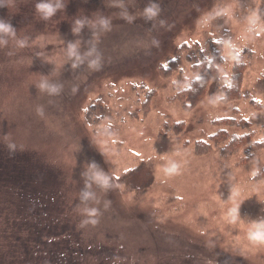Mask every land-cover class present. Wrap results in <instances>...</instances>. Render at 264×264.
Instances as JSON below:
<instances>
[{"label": "rangeland", "instance_id": "374dc122", "mask_svg": "<svg viewBox=\"0 0 264 264\" xmlns=\"http://www.w3.org/2000/svg\"><path fill=\"white\" fill-rule=\"evenodd\" d=\"M38 2L0 0V264H264L247 239L264 221V0H62L47 20Z\"/></svg>", "mask_w": 264, "mask_h": 264}, {"label": "clouds", "instance_id": "9594fccd", "mask_svg": "<svg viewBox=\"0 0 264 264\" xmlns=\"http://www.w3.org/2000/svg\"><path fill=\"white\" fill-rule=\"evenodd\" d=\"M64 6L65 5L62 2V0H40V2H38L35 7H36V12L40 14L45 20H47L52 16H54L58 10L63 9ZM159 12H160V8L158 4L151 2L143 9V16L147 20H152L159 15ZM75 23H76V28H74L73 31L79 32L84 25V21L78 19L76 20ZM99 24L106 30L109 27V20L101 19L99 20ZM93 27H95V24H93ZM0 34L13 36L15 35V29L10 23L5 22L3 19H0ZM4 43H6V41L0 39V44H4ZM69 55L76 56L77 60L80 59L79 55L77 54L75 45L69 46ZM89 55H92V53L90 52ZM97 64H98V58L96 60L91 61V66H96ZM39 87L41 90L47 88L49 94H58L60 91V88L58 86H52L48 88V86L45 83H41ZM37 113L39 115H42L43 110L38 108ZM8 147L14 148L15 145L9 144ZM178 167L179 166L177 164L173 163L169 165L167 168H165L164 172L165 174H172L178 170ZM95 169H96L95 164L90 165V171H92V179L100 187L102 188L107 187L108 177H106L102 172L94 171ZM91 197H92V193L88 191L83 192L82 203L86 202ZM84 213L86 216H95L97 214V209L92 207H85ZM83 223H87V221H84ZM91 223L95 224L97 223V221L93 219ZM253 225H254L253 229L247 233V239L254 244L264 245V221L255 222L253 223Z\"/></svg>", "mask_w": 264, "mask_h": 264}, {"label": "trees", "instance_id": "16d2710c", "mask_svg": "<svg viewBox=\"0 0 264 264\" xmlns=\"http://www.w3.org/2000/svg\"><path fill=\"white\" fill-rule=\"evenodd\" d=\"M210 49H211V54L209 56L207 54L205 55L202 53L201 56L199 57V62L196 65L198 66L200 70L198 71L197 79L193 83V85L189 86L188 89L186 90L189 100L192 101L190 102L191 105H194L200 100L201 95L204 93L205 89L211 83L212 79L218 74V71H217L218 68L224 62V55H223L224 54V41L223 40L217 39L213 41ZM161 66L162 64L160 65V67ZM241 68H244V67H239L236 65V68H235L236 71L234 73V76L236 78L239 77V75L243 73L241 71ZM224 91L234 92L235 88L233 89L232 86L225 87ZM234 141L237 142V139H235ZM198 148L201 150L202 147H198ZM4 172H6V174H8L10 177H13L16 175L13 169H10L9 167H6V166L4 167ZM18 172H21V169H19ZM3 176H4V173H3ZM34 178H37V177H34ZM33 239H35V242L38 243L37 237H33ZM35 253H36V257L41 256L37 252ZM66 258H67V255H61L58 259L52 260L49 264H81V263H75L72 261H68L66 260Z\"/></svg>", "mask_w": 264, "mask_h": 264}]
</instances>
